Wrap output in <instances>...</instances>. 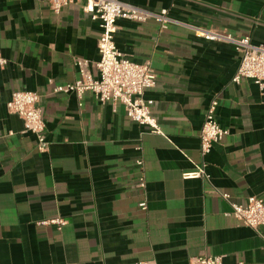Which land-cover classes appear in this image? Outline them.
I'll return each mask as SVG.
<instances>
[{"label": "crops", "instance_id": "crops-1", "mask_svg": "<svg viewBox=\"0 0 264 264\" xmlns=\"http://www.w3.org/2000/svg\"><path fill=\"white\" fill-rule=\"evenodd\" d=\"M85 2L55 14L48 0H0L8 60L0 73V264H190L203 256L264 264V240L227 216L222 198L264 200V91L250 80L233 83L241 60L233 45L195 33L264 45V0H124L149 13L168 10L174 20L165 30L153 20H118L114 38L124 56L155 72L145 98L161 135L132 122L119 103L53 92L78 80L77 59L100 58L101 29ZM20 91L40 97L47 153L7 108ZM214 99L229 135L202 156ZM202 168L205 176L184 179ZM142 174L145 191L137 187ZM57 219L66 224H51Z\"/></svg>", "mask_w": 264, "mask_h": 264}, {"label": "built area", "instance_id": "built-area-1", "mask_svg": "<svg viewBox=\"0 0 264 264\" xmlns=\"http://www.w3.org/2000/svg\"><path fill=\"white\" fill-rule=\"evenodd\" d=\"M75 0H48L55 14L71 5ZM83 11L90 15L92 21L98 22L101 34L98 40L100 58L96 63L77 59L76 66L79 78L74 83L58 85L53 92L56 94L74 93L79 99L86 93H92L102 103L121 104L125 107L127 117L134 123L147 127L153 134L161 135L162 131L153 116V101L147 100L145 94L156 85V75L150 64H137L124 56L117 48L114 38L117 32V21L126 20L137 23L155 21L165 30L174 23L168 10L159 13H149L128 5L124 0H85ZM196 36L210 42L231 44L240 54V67L233 78V83L240 84L242 80H250L264 91V45H254L249 37L234 38L231 35L217 31L195 29ZM8 60L0 53V73L6 69ZM96 71V76L92 73ZM39 95L34 92L20 91L12 95L7 104L10 113L19 116L25 124L26 133H32L37 138V149L47 153L50 143L47 140L46 124L39 106ZM218 100L214 99L205 115L200 132L202 156L210 154L213 145L222 143L229 135L216 118ZM143 167V160L136 161ZM205 176L204 168L194 173L184 174V179H196ZM137 187L146 190V179L142 174ZM231 207L227 216L234 217L242 225L253 229L264 240V200L249 197L244 205L230 201L229 195H222ZM142 211L148 210V203L139 204ZM50 223H43L47 225ZM51 224L62 228L66 223L61 219L51 221ZM135 264H156L154 261H139ZM190 264H224L220 257H197Z\"/></svg>", "mask_w": 264, "mask_h": 264}]
</instances>
